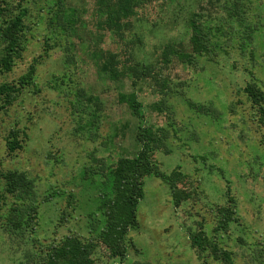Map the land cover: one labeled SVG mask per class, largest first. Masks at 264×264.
Returning <instances> with one entry per match:
<instances>
[{"label":"rangeland","instance_id":"1","mask_svg":"<svg viewBox=\"0 0 264 264\" xmlns=\"http://www.w3.org/2000/svg\"><path fill=\"white\" fill-rule=\"evenodd\" d=\"M35 3L22 31L29 42L24 58L11 72L0 73V82L17 79L38 55L44 56L49 48L45 43L50 35L49 22L54 27L62 24L55 17L56 4L49 9L43 1ZM68 5L76 8L82 19L79 35L73 37L72 44L65 42L64 50L52 49L51 56L39 65L36 84L25 89L12 105L0 109V165L4 170L24 171L32 179L39 203L36 231L45 244L66 234L95 236L89 234L88 213L98 204L92 189L96 187L89 182V188L81 186L83 171L91 164L104 171L110 159L114 162L123 155L133 156L138 148L132 129L140 118L122 101V94L137 91L144 105V122L155 127L167 123L166 113L150 106L161 98L154 77L132 84L129 78L114 80L99 74L95 53L100 49L115 51L118 43L110 35L99 40L95 32L96 0H68ZM194 11L213 16L239 13L245 22L259 24L252 45L258 55L255 63L249 54L242 53L238 43L216 52L215 62L203 57L196 65L176 59L162 63L163 43L175 41L190 47L192 29L187 19ZM131 27L127 36L135 39L138 47L133 57L159 68V75L170 85L171 91L166 92L175 104L178 127L183 128L170 138V152L158 149L153 157L162 170L170 173L180 167L188 175L181 187L194 189L193 181L198 186L191 199L176 206L169 186L159 177L147 175L138 206V226L129 232L132 242L127 256L122 260L112 257L99 243L94 264H222L208 254L199 257L192 248L190 232L202 224L216 240L238 253V264H264V124L258 106H253L244 90L253 78L264 88V0H152L140 9ZM140 31L145 35L142 40L136 36ZM124 57L134 59L127 54ZM63 73L74 78V88L85 89L84 96L92 103L103 106L101 137L95 141L85 137L87 133L89 137L88 131L76 130L79 108L74 110L71 104L72 88L59 93L48 86L53 74ZM187 99L212 102L224 114L221 119L199 117ZM233 100L238 101L235 111L230 109ZM14 127L25 128L27 134L25 146L10 154L6 136ZM227 179L242 225L233 223L229 231L214 233L217 220L212 207L226 202ZM55 192L60 195L46 197ZM5 199V204L0 202L3 216L9 205L18 206L21 201L29 206L34 202L24 191ZM64 211L69 217L61 219ZM4 222L0 219V264H38L40 246L32 239L31 230L24 234L8 231Z\"/></svg>","mask_w":264,"mask_h":264},{"label":"trees","instance_id":"2","mask_svg":"<svg viewBox=\"0 0 264 264\" xmlns=\"http://www.w3.org/2000/svg\"><path fill=\"white\" fill-rule=\"evenodd\" d=\"M39 1L45 2L49 9L51 4H56L58 10L55 17L58 19V24L60 22L62 24L54 27L52 22H49L50 35L48 41L45 40L49 48L46 49L44 56L38 55L17 79L0 82V109L12 105L25 89L36 84L39 65L51 56L52 49L64 50L67 47L65 42L72 44L73 37L80 33L79 25L82 19L77 15V9L68 5V0ZM151 1L96 0L94 18L97 30L95 32L101 37L99 40L110 35L118 43L115 51L100 49L95 53V63L99 74L114 80L129 78L132 84L154 77V80H157L156 84L160 87L161 98L151 103L150 106L161 113L165 112L167 123L155 127L144 122V105L139 100L137 91L133 90L128 94H122V101L126 102L132 113L140 118L132 129L134 141H136L138 148L133 156L123 155L114 162L110 159L111 164H108L104 171H100L99 166L94 164L86 166L83 171L81 186L89 188L90 185H87L89 182L96 187L92 189L96 192L98 204L95 210L88 213L91 219L89 221L91 228L89 234L95 236L88 238L82 233L66 234L61 237L57 236L58 238H54L46 244L43 243L36 231L39 203H36L38 199L32 190V179L24 171L4 170L0 165V202L5 204V198L8 195L17 197L21 191L29 196V200L34 201L29 206H23L21 201L18 206H7L8 211L4 216L0 212V219H5L4 228L8 231L24 234V231L31 230L32 239L40 246L38 255L41 259L38 264H94V253L99 243L108 248L112 257L122 260L127 256L129 244L132 242L129 238V232L138 226V206L144 196V180L147 175L153 174L169 186L176 206H180L184 201L191 199L198 186L193 181L191 186H194V189L188 190L190 188L181 187L180 183L184 182L188 175L180 167L174 168L170 173L162 170L153 157L158 149L163 148L170 152V138L176 137L178 131H182L183 128L178 127L175 104L166 92L167 89L170 90L169 83L165 77L159 75L158 67L133 57L134 51L136 52L138 47L135 45L136 40L129 35L127 36V32L132 28L133 18H136L140 9L145 8ZM35 2L37 0H0V73L11 72L14 66L24 58L29 42L22 31L25 30V19L32 6L36 4ZM205 13V11H194L187 19V24L192 29L190 47L186 48L183 44L175 41L163 43L160 54L161 62L171 63L176 59L187 65H196L203 57L215 62L217 61L216 56L219 55H215L216 52L225 50L227 47H233L235 43H238L242 53L244 55L249 54L250 59L255 63L258 55L254 53L255 50L252 45L254 34L260 29L259 24L245 22L246 19L241 17L239 13L231 14L232 12H228L227 15L218 13L214 16L212 13L209 15ZM139 20H143V17ZM143 25L146 24L143 23ZM136 36L142 40L141 38H144L145 35L143 31H140L139 36ZM126 54L134 59L125 58L124 55ZM247 70L252 72L250 69ZM48 83L50 89L59 93L72 88L71 93L74 95V100L71 104L74 110L79 108V113L75 115L78 119L76 130L88 131L90 138L88 133L85 137L93 141L101 137L99 130L103 121V106L94 104L89 97L86 95L85 97L83 87L74 88L75 80L69 74L63 73L59 76L53 74ZM244 90L252 100L253 106H258L257 110L261 113L260 122L264 124V88L253 78V80L248 81ZM187 103L199 117L206 115L214 119H221L224 114L223 110H219L212 102L203 103L187 99ZM237 104L238 101L233 100L230 109L235 111ZM26 134L25 128L14 127L8 132L6 142L10 154L25 146ZM261 141L264 145V139ZM223 177L226 179L225 175ZM227 183L224 191L226 202L215 204L212 207L216 215L215 220H217L212 228L214 233H220L222 230L229 231L233 223L242 225L238 214V202L236 197L231 194L229 179H227ZM55 194L60 195V192L50 193L46 197ZM46 197L44 200L47 199ZM67 215L69 217V213L64 211L61 219L67 218ZM200 223L198 222V224ZM189 230H192L191 227ZM96 239L98 241H95ZM190 239L191 246L196 250L199 257L208 254L222 264H238L236 261L238 253L226 244L223 245L222 241L216 240L212 234L203 228V224L197 230L190 232ZM133 264L143 263L135 262Z\"/></svg>","mask_w":264,"mask_h":264}]
</instances>
